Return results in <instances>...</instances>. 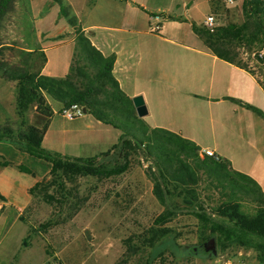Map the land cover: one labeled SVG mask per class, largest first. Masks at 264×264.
Here are the masks:
<instances>
[{
  "label": "rangeland",
  "instance_id": "rangeland-1",
  "mask_svg": "<svg viewBox=\"0 0 264 264\" xmlns=\"http://www.w3.org/2000/svg\"><path fill=\"white\" fill-rule=\"evenodd\" d=\"M70 5L80 21L81 27L96 29L98 14L92 9L91 0H64ZM228 4V5H227ZM213 15L216 26L229 23L241 24L244 15H237L236 8L242 0L227 3ZM235 4V5H234ZM197 14L200 13L196 8ZM60 6L53 0H18L13 11L0 21V64L7 68L21 69L28 73L40 74L44 67L45 55L48 70L52 75H65L74 61V30L66 19L59 15ZM264 21V15L262 16ZM95 25V26H93ZM201 24L199 27H202ZM47 32V37H39L36 30ZM38 32V31H37ZM158 33V32H157ZM104 34V32H103ZM36 50V53L29 52ZM242 60L251 68L256 77L264 82V71L253 59L254 53L237 49ZM263 46L259 55H263ZM44 75V74H43ZM49 76V75H46ZM79 82V81H78ZM77 82V84H79ZM18 81L0 75V132L6 137L0 140V162L22 163L36 175L19 172L15 167L6 166L0 170V192L7 200L4 210L22 213L23 221H16L3 235V262L18 264H264L257 244L260 239L247 236L241 243L228 246L215 244L214 253L205 251L197 254L181 253L183 246L200 244L210 236V230L192 213L179 212L183 195L175 190L166 196V205L174 209L165 222L156 223L165 206L153 194L152 172L158 173L154 163L142 155H131L129 167L120 174L111 176H77L71 182L83 199L77 209H55L37 193H29L27 188L37 176L48 179L50 163L36 158L25 151L22 135L28 125L41 126L44 117L36 112L33 103L24 110L23 116H16L15 96ZM47 102L52 108V116L47 134L41 140V147L69 157H92L107 152L118 142L121 131L112 126L95 128L94 117L88 111L73 119L61 114V103L50 96ZM50 102V103H49ZM192 128L199 134L190 135L200 141L201 146L218 144L233 159L241 157L242 144L236 134L225 132L219 119L209 118L200 109L188 112ZM146 120V117H141ZM146 123V122H145ZM148 126L149 124L146 123ZM90 125V126H87ZM125 129H131L130 125ZM81 133V134H79ZM202 153V151H200ZM238 153V154H237ZM206 155V154H204ZM227 158L229 156H226ZM118 160H122L121 158ZM49 167V169H48ZM198 200L206 210L212 211L215 203L204 198L210 194L206 184L210 180L205 174H198ZM67 186H70L67 183ZM34 197H33V196ZM240 210L253 214L256 204L240 198ZM165 230L160 239L155 233Z\"/></svg>",
  "mask_w": 264,
  "mask_h": 264
},
{
  "label": "trees",
  "instance_id": "trees-1",
  "mask_svg": "<svg viewBox=\"0 0 264 264\" xmlns=\"http://www.w3.org/2000/svg\"><path fill=\"white\" fill-rule=\"evenodd\" d=\"M18 0H0V21L13 11ZM60 6L59 15L64 17L74 30V61L64 78H55L43 74H32L21 69L7 68L0 64V75L10 80H17L16 109L23 116L24 110L31 103L37 113L44 117L43 125H28L22 139L25 151L36 158L50 163L48 179H37L29 188V193H37L55 209H77L83 199L71 182L77 176H111L120 174L129 167L130 157L141 153L154 161L158 173L152 172L153 194L165 210L159 214L156 223L165 222L167 216L175 210L166 205V196L174 192L183 195L182 208L179 212L192 213L203 225L209 228L210 236L197 245L183 246L184 254H197L203 242L213 239L215 244L228 246L243 243L246 237L256 236L259 251L264 254V193L259 184L248 174L234 169L229 160L217 155L208 156L192 140L164 128H151L138 117L131 97L120 88L112 74L115 55L104 56L91 42L81 28L72 8L64 0H53ZM241 12L244 20L241 24L229 23L216 26L208 31L204 25L194 27L195 32L204 39L205 46L219 58L249 71L256 76L248 64L242 60L239 47L245 52L254 53V60L264 71V56L259 49L264 43V0H242ZM2 43L0 42V52ZM29 52H35L32 49ZM45 62V60H44ZM80 83H79V82ZM258 81L264 87V82ZM77 82L79 84H77ZM46 96L59 101L61 106L78 103L87 108L88 113L104 124L121 131L118 142L107 152L92 157H69L52 153L41 147V140L52 116V108ZM264 118L263 112L248 103L239 101ZM130 125L131 129H125ZM6 137L0 132V140ZM118 158L122 159L121 161ZM13 165L21 172L35 176L34 171L22 163L5 160L0 166ZM202 172L210 180L206 189L210 192L204 198L208 203H215L212 211H207L198 200V174ZM67 183L70 186H67ZM240 198L256 204L253 214L240 210ZM155 233L160 239L165 230ZM215 252V251H214Z\"/></svg>",
  "mask_w": 264,
  "mask_h": 264
},
{
  "label": "crops",
  "instance_id": "crops-1",
  "mask_svg": "<svg viewBox=\"0 0 264 264\" xmlns=\"http://www.w3.org/2000/svg\"><path fill=\"white\" fill-rule=\"evenodd\" d=\"M228 2L234 0H91L92 9L98 14L97 28H81L104 56L115 55L112 74L126 95L131 98L142 95L148 110L144 121L149 127L164 128L183 136L199 134L201 130L192 128L190 111L200 109L209 118L219 119L225 132L236 134L240 139L242 158L233 159L218 144L203 147L196 138L183 137L192 140L201 150L210 149L229 160L234 169L251 176L264 193V118L239 102L251 104L264 114V87L249 71L207 49L204 39L194 30L208 14L220 11ZM197 7L200 13L196 16ZM236 11L240 15L241 7ZM154 16L160 19V30L156 32L149 27ZM35 30L39 37H47V32ZM42 51L45 63L40 74L61 77L48 70L45 48ZM14 96V111L19 116L16 93ZM94 121L99 130L110 126L95 117ZM46 134L47 129L42 138ZM2 167L6 166H0V170ZM39 176L33 184L44 175ZM6 200L0 192V256L3 235L14 222L23 221L22 213L4 210ZM0 264L18 262L0 259Z\"/></svg>",
  "mask_w": 264,
  "mask_h": 264
},
{
  "label": "built area",
  "instance_id": "built-area-1",
  "mask_svg": "<svg viewBox=\"0 0 264 264\" xmlns=\"http://www.w3.org/2000/svg\"><path fill=\"white\" fill-rule=\"evenodd\" d=\"M232 1V0H229ZM151 23H150V29L154 32L160 30V19L158 16H154L151 19ZM203 25L204 27L208 30V31H213V29L216 27V19L214 17L213 14H208L204 21H203ZM61 114L68 119H73L75 117H79L81 115L84 114L83 112V106L78 104V103H72L68 106H64L61 108ZM203 154H206L208 156H213L215 155L214 152L210 149H203L201 150ZM54 264H58V263H54Z\"/></svg>",
  "mask_w": 264,
  "mask_h": 264
},
{
  "label": "water",
  "instance_id": "water-1",
  "mask_svg": "<svg viewBox=\"0 0 264 264\" xmlns=\"http://www.w3.org/2000/svg\"><path fill=\"white\" fill-rule=\"evenodd\" d=\"M131 99H132V103H133V106L135 108L137 116L138 117H144L148 113V110L146 108V105H145V102H144L142 95H140V94L135 95ZM83 112L84 113L87 112L86 107H83ZM208 243H213V239H210L208 241Z\"/></svg>",
  "mask_w": 264,
  "mask_h": 264
},
{
  "label": "flooded vegetation",
  "instance_id": "flooded-vegetation-1",
  "mask_svg": "<svg viewBox=\"0 0 264 264\" xmlns=\"http://www.w3.org/2000/svg\"><path fill=\"white\" fill-rule=\"evenodd\" d=\"M201 249H203L206 253H214L215 249L210 243L203 242Z\"/></svg>",
  "mask_w": 264,
  "mask_h": 264
}]
</instances>
